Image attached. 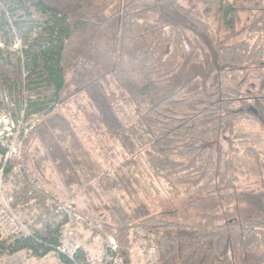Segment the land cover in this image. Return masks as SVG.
Segmentation results:
<instances>
[{"label":"trees","instance_id":"obj_1","mask_svg":"<svg viewBox=\"0 0 264 264\" xmlns=\"http://www.w3.org/2000/svg\"><path fill=\"white\" fill-rule=\"evenodd\" d=\"M240 3L250 22L247 37L235 42ZM167 5L178 21L163 13ZM33 15L41 18L38 32L18 38L22 48L16 61L0 49V93L14 100L25 121L35 118L19 135L20 160L4 164L7 150L0 147L5 179L20 166L10 191L13 208L33 212L28 235L0 237V256L27 251L36 259L54 254L60 264H84L80 251L72 257L60 251L71 214L96 223L115 244L106 251L122 264H131L133 229L152 238L153 264H239L263 247L264 212L231 222L154 217L147 201L153 184L142 186L137 172L116 179L118 189L108 177L92 188L97 165L72 124L56 111L85 97L89 127L100 141L120 146L126 168L143 159L146 176L165 182L173 200L192 194L191 187L198 196L221 193L243 173L238 151L231 148L212 160L204 153L220 140L232 107L254 99L249 86L263 72L250 65L264 61V0H0V35L10 31L9 17L21 29L18 25L32 23ZM209 51L216 67L203 82L165 94L186 60L201 63ZM120 105L132 110L134 122L122 123ZM245 153L258 157L251 146ZM52 175L66 196L50 188ZM194 176L199 178L191 186H175L176 179ZM134 185L143 197L128 191ZM82 188L94 198L77 202L71 193ZM119 189L132 200L125 201Z\"/></svg>","mask_w":264,"mask_h":264},{"label":"rangeland","instance_id":"obj_2","mask_svg":"<svg viewBox=\"0 0 264 264\" xmlns=\"http://www.w3.org/2000/svg\"><path fill=\"white\" fill-rule=\"evenodd\" d=\"M188 6H194L188 2ZM163 13L169 20L178 21L179 17L170 5L163 7ZM244 3H240V24L237 26V36L233 40L240 42L247 37V26L249 25V17L244 10ZM32 23L19 24L21 29L15 26V20L11 17L7 19L10 31L6 35H0V49L9 52L10 62H15L20 55L22 46L18 38L21 36L33 37L38 32V26L41 18L33 15ZM256 37L252 36V40ZM188 49V44L185 41ZM201 63L191 62V58L186 60L176 71L174 76L169 80L165 94L171 90L178 89L183 86L191 85L190 89L196 88L197 84L203 82L208 75L215 69L216 63L212 52H205ZM254 70H262L261 78L253 81L249 89L252 91V99L248 103L239 102L235 104L231 112L233 117L226 121L225 128L220 136V140L215 147L205 151L204 159H217L231 148L238 151L240 158L238 164L242 165L238 174V180L235 185L224 188L219 194L209 196H198L195 194V188L191 187L192 194L184 195L180 193L176 199H171L168 187L161 179L153 176L147 177L149 173L144 165L143 159L137 161V165L126 168L123 161V153L119 145L114 141L106 139L103 142L89 127L86 118V111H89V104L86 98L80 96L78 98L66 101L58 107L57 113L62 115L69 123L72 124L83 144L88 149L92 159L97 165V177L92 188L101 186L108 177L110 183L116 185V179H125L124 174L137 172L140 184L146 185L145 181H151L153 188L147 201L151 205V216H162L165 218L181 219L183 217L199 218V219H217L221 222L229 220L243 219L262 213L264 203L261 205L260 196L264 190L261 185L264 183V61H254L250 65ZM0 147L7 150L6 156L2 161L4 164L8 159L15 161L20 160V152L23 142L19 140V135L25 130L27 125L34 124L35 118L25 121L24 113L18 108L14 100H11L7 93H0ZM118 114L123 124L134 122L132 110L124 105L118 108ZM234 136L236 138H234ZM253 147L258 153V157L254 158L245 153V149ZM195 158H189L188 162L195 163ZM206 163V161H205ZM204 163V165H205ZM197 164V163H196ZM201 166V165H199ZM20 169L19 165L11 170L8 178L0 169V237L9 239L13 235L30 233L31 216L33 212L27 208H13L10 191L13 187V175ZM141 170V171H139ZM138 172H143L138 174ZM136 174V173H135ZM49 177V176H48ZM199 176L190 179H176L175 186L179 190H183L191 186ZM151 179V180H150ZM50 188H52L60 196L64 194L54 175L49 177ZM103 180V182L101 181ZM87 192L92 190L87 187ZM85 190L75 189L71 195L76 194L77 202H84L94 197L86 193ZM133 191V196L143 197L139 189L134 185L128 191ZM128 191L119 189L125 198L130 202L132 198L128 196ZM157 194V195H156ZM65 195V194H64ZM66 196V195H65ZM145 197V196H144ZM142 199V198H141ZM147 206V204H145ZM249 216V217H250ZM130 259L131 264H153L155 261V251L153 248L152 238L148 237L142 230L133 229L130 233ZM106 248L114 250L115 244L113 240L101 232L100 227L94 222H86L80 216L68 215V224L62 229L60 251L72 257L74 253L80 251V255L84 259V264H101L112 262V264H122L120 260L114 259ZM0 264H60L54 254L48 255L41 259H36L27 251H21L14 255H1ZM239 264H264V246L254 249L250 254L240 258Z\"/></svg>","mask_w":264,"mask_h":264},{"label":"flooded vegetation","instance_id":"obj_3","mask_svg":"<svg viewBox=\"0 0 264 264\" xmlns=\"http://www.w3.org/2000/svg\"><path fill=\"white\" fill-rule=\"evenodd\" d=\"M263 198V194H261V196H260V203H261V205L264 203V200L262 199ZM264 207V206H263ZM262 212H264V210L262 211ZM250 216V214L248 215V217ZM236 220V219H235ZM232 220H229L228 222H231Z\"/></svg>","mask_w":264,"mask_h":264}]
</instances>
